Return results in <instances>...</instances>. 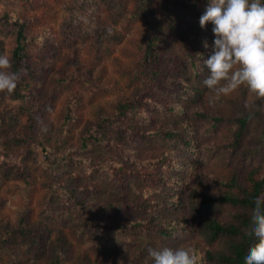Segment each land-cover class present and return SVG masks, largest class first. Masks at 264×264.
I'll return each instance as SVG.
<instances>
[{"label":"trees","instance_id":"1","mask_svg":"<svg viewBox=\"0 0 264 264\" xmlns=\"http://www.w3.org/2000/svg\"><path fill=\"white\" fill-rule=\"evenodd\" d=\"M209 2L0 4V55L20 74L3 93L37 104L22 131L0 130L3 264H153L148 249L162 247L244 264L264 194V99L241 87L212 100Z\"/></svg>","mask_w":264,"mask_h":264},{"label":"clouds","instance_id":"2","mask_svg":"<svg viewBox=\"0 0 264 264\" xmlns=\"http://www.w3.org/2000/svg\"><path fill=\"white\" fill-rule=\"evenodd\" d=\"M213 24L212 54L203 60L208 76L203 84L212 100L229 96L241 87L264 99V0H210L200 17V26ZM207 48L208 42H204ZM11 59L0 55V92L11 93L20 79L10 71ZM250 224L245 235L257 240L248 249L244 264H264V194L253 198ZM153 264H200L193 248H149Z\"/></svg>","mask_w":264,"mask_h":264},{"label":"rangeland","instance_id":"3","mask_svg":"<svg viewBox=\"0 0 264 264\" xmlns=\"http://www.w3.org/2000/svg\"><path fill=\"white\" fill-rule=\"evenodd\" d=\"M8 0H0L1 5H5ZM65 14V8L62 6L59 9V13L56 18L53 20L54 24L57 26L62 19L63 15ZM5 47V46H4ZM0 42V51L4 48ZM111 95H108L109 98ZM37 107L35 100L30 95H25L23 98L20 99H12L8 95H5L3 92H0V114L2 115L0 119V130L9 131L10 128L14 131H22L23 128L21 127L28 119L29 114ZM92 112L89 111L88 116H91ZM18 120V125L16 127H12L13 120ZM32 141V140H31ZM35 145V144H34ZM0 150L2 148L0 147ZM16 163L25 164L24 159L18 158L15 160ZM11 198H16V196L12 195ZM7 212L9 213L10 217H13L16 213L17 206L13 201H10L6 207ZM5 261L4 259H0V264H3Z\"/></svg>","mask_w":264,"mask_h":264}]
</instances>
